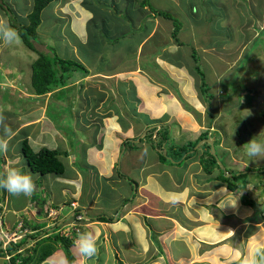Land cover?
I'll use <instances>...</instances> for the list:
<instances>
[{"label":"crops","instance_id":"1","mask_svg":"<svg viewBox=\"0 0 264 264\" xmlns=\"http://www.w3.org/2000/svg\"><path fill=\"white\" fill-rule=\"evenodd\" d=\"M93 1L102 9L96 5L86 6V0L79 4L74 3L79 8L78 19L81 22L75 24L76 28H74V20L69 23L77 41L75 42L77 44H74L77 46L76 59L84 67L87 66L85 60L87 55L84 54L82 57L78 51L86 46L90 47L97 60L103 59L97 61L103 64V70L96 72L88 70V75L81 74L80 77L73 79L70 85L69 81L64 89L57 88L43 96L31 91L38 97L34 99V103L38 104L35 105L38 113L30 115L29 125L19 129L18 135L16 129L9 126L11 124L9 120L15 119L16 116L13 113L14 109H11L10 105L6 108L2 105L1 113L6 118L5 124L12 128L15 135L10 138L11 140L9 139L8 151L0 153V166H2L0 172H4L8 167H15L31 175L36 185L35 192H39L41 196L35 199L22 195L11 198L12 195L6 197L5 194L3 203H0L6 210L4 215L6 226L9 230H14L23 223L25 228L37 234V231L42 229H38L36 223L48 220L47 211L60 209L69 213L65 219L61 211L55 221L58 223L69 219L71 203L72 205L77 203L87 219L82 231H94L97 243L104 249L110 247L112 242L123 259H136L134 264H149L150 261L154 262L153 259L164 260V257L169 259L168 264H182L189 258L201 259L205 253L210 258L219 240L223 239L222 242H227L231 238L222 237L223 232L219 231L220 221L224 220L222 217L224 205L230 202L231 196L226 192L217 193L223 189L222 185L217 186L215 184L219 183L217 180L213 183V180L208 179L209 176L198 158L191 161L192 157H189L175 164H166L149 144H139L137 141L140 135H144L145 129L160 124L170 128L174 142L178 139L194 141L193 138L185 137L192 134L191 127L195 126L192 122H186L192 119L193 98L184 94L180 96L178 91L174 93L177 87L183 93L188 87L193 86L191 82L188 83L189 74L181 72V79L174 82L178 86L175 87L171 83L173 86L171 89L172 86H169L165 79L156 80L147 73V77H140L136 72L134 73L136 67H124L127 66L128 61L139 59L136 58L137 55L153 38L161 41V49H164L163 42H168L164 36L170 30V26L173 29L172 22L152 13L147 6H142L144 0H139L135 8L128 10L129 0ZM233 1L236 4V1ZM152 4L165 8L164 3L159 0H152ZM254 4L255 1L252 0L251 5ZM85 6L86 9L83 8ZM143 11L144 13H141ZM232 11L231 7L229 14H232ZM115 14L117 19L114 18ZM159 19L164 20L165 25L161 26ZM150 24L151 28H149ZM163 27L169 29L165 31ZM101 34L102 36L108 34L111 38L116 36L114 39L110 38V51L104 48L109 43L101 42L104 39L99 38ZM138 34H140L139 38ZM129 44H132L131 47H128ZM210 47L216 46L209 45L203 51L212 56L213 49ZM126 55H129V59H125ZM120 69L121 72L113 74ZM19 75V78L23 77V74ZM29 80L31 86V76ZM97 81L100 83L98 84ZM76 86L89 94L88 100L92 99L94 103L90 104L86 101L87 105H85L82 102L80 106L83 108L73 112L71 106L74 103L69 102L71 108H66L68 114L62 120L59 118L60 115L53 113L58 120L56 123L48 115L51 106H47L48 112L45 113L43 110L46 101L51 104L48 96L56 94L54 97H57L63 93L69 95L68 91L65 93L66 89ZM162 91L165 93L161 94ZM201 94L204 97L207 95L203 92ZM33 107L26 112L32 111ZM62 107L64 106L57 107L58 112H63ZM43 115L47 116L44 117L46 126L42 125ZM157 115H168V122L156 120ZM177 115L181 117L177 118ZM20 116L18 114L16 120ZM139 116H148L146 117L149 118L148 122L144 124ZM121 119H127L126 121L130 123ZM40 122L42 131H34L33 128L40 126L37 125ZM69 125L73 127H68ZM25 134L28 135L29 140L33 138L34 141L30 142L34 145L35 152L42 148L57 152L63 164L62 171L47 174L31 171L24 162L22 146H19L22 145L21 139L26 137ZM0 136H3L2 128H0ZM71 143L75 144L74 147H71ZM129 143L132 144V148L128 147ZM66 144L69 145V150ZM200 154L202 155L203 151ZM7 157H10L14 163L10 165L6 161ZM185 160H187L186 169L180 164ZM217 174L216 171L215 175ZM165 176H167L166 183H164ZM188 177L189 181H187ZM95 179H98V182H95ZM102 187L105 189L102 190ZM33 202L38 204L36 209L41 210V217L38 216V212H34ZM217 223L220 224L216 225ZM104 242H106L105 246H103ZM172 243L182 244V248H177V244L173 246ZM186 246L189 250L188 254L184 253ZM160 247L164 250L162 251ZM60 252H63V249L57 250L52 257L60 255ZM52 257L45 263H50ZM1 262L6 264L0 256Z\"/></svg>","mask_w":264,"mask_h":264},{"label":"rangeland","instance_id":"2","mask_svg":"<svg viewBox=\"0 0 264 264\" xmlns=\"http://www.w3.org/2000/svg\"><path fill=\"white\" fill-rule=\"evenodd\" d=\"M82 1L83 0H52V2L47 5L41 15L42 24L39 25L36 31V42L38 43L36 47L40 51L43 50L48 52L49 50H47V47H51L52 50L48 53H55L66 61L75 60V57H77L75 56V51L77 53V46H74V44H77L75 43L77 41L75 36H73L68 29L67 23L71 22V19H73L74 28H76L77 25L75 24L81 22V20L78 19L80 11L75 4H79V2ZM86 1V6L96 5L101 8L93 0ZM159 1L164 3L165 8H159L161 6L157 7L156 5L158 2L153 7L174 17L173 22L175 23V27L180 29L181 35L178 38L179 41L172 35L170 26V30L166 33V36H164V38L168 40V42H163V46H165L164 49H161V41L153 38L148 41L147 45L144 46L143 50L137 55L136 58L139 59L128 61L127 66L124 67H136L134 73L136 72L137 76L147 77V73L156 80H160V78L165 79L169 86L173 84L175 87H177L178 84L176 83V85L174 82L181 79L180 73L187 72V74H189L188 83L191 82L193 86L188 87L189 89L187 88L184 92L182 91L183 93L180 92L178 87L174 90L175 94L176 91H178L180 96L184 94L193 98L191 111L192 119L186 122H192L195 126L193 127L191 124L192 134L185 136L186 139L193 138V140L196 141L200 138V135L206 131L216 133L214 138L219 140V143L216 144L217 153L221 158H219V161H222L225 166L230 171L235 172V174L245 170L248 176L244 187H242L243 184H240L238 191H230L224 183L222 184L223 189L217 192L218 194L226 192L231 196L230 202L224 205L225 210L222 216L224 220L220 221L221 226L219 228V231L223 232L222 237L231 238L227 242H222L223 239L219 240L217 242L218 246L213 249L210 258H208L209 256L205 253L201 259L189 258L182 264H241L243 258L249 254L252 248L257 246L258 242L264 244V172H259L264 169V160L248 157L246 149L244 148V145L254 138L258 142H264V31H261L264 29V0H254L255 7L251 5L252 0H235L236 4L233 0H223L224 3L222 0ZM34 2L35 0H0V17L5 18L16 30L18 28L17 31L19 33V30H22L20 28L28 24L26 21H28V16L33 11ZM137 3H139V0H129V2H127V10L128 8H135ZM248 3L249 7L246 10L245 6ZM1 5L4 8H2ZM123 5H125V3H123ZM227 5L228 7H226ZM86 6L83 8L86 9ZM231 7L236 17L235 20L233 18L234 15L229 14ZM145 10L149 12L148 9L145 8ZM144 11L141 13H144ZM236 12L237 14H235ZM248 13L250 16L242 23L244 18L242 19L241 17ZM227 14H229V17L226 16ZM114 18H118L117 14H115ZM159 20L161 26L162 24L165 25V19L162 21L161 19ZM173 22L172 27L174 26ZM167 24H169V21ZM163 29L167 31L169 28L163 27ZM118 35L119 33L117 36ZM139 37L140 34H138V38ZM99 38H104L101 42L109 43L107 47L104 48L110 51L109 46H111V37L108 34L104 36L101 34ZM131 45L132 44H129L128 47H131ZM209 45L216 46L213 48L210 47L213 49L211 52L212 56L204 53V48ZM194 51L199 58H197V60L198 63H200L198 64L200 65V71H202L203 75L206 77L209 94H212L214 97L212 105L202 96L199 90L200 78L193 73L194 67L196 66L195 59L192 58ZM78 54L82 57H84V54L87 55L85 59L87 63L85 68L87 70L93 72L103 70V64L97 62L103 59L97 60L90 47H84L83 50L78 51ZM37 56L38 54L32 52L25 46L21 39L16 45H6L0 42V113L2 112V105L5 106V108L8 107L7 105H10L11 109L15 110H13V113L16 114L15 119L9 120V122H11L9 126L16 129L17 135L20 133L18 131L19 129L29 125L30 115L38 113V109L36 110L38 104L36 105V103H34V99H38V97L31 93L33 89L30 86L29 80L32 73L31 67L37 59ZM133 56V58H135V55ZM164 57H167L165 59L170 60L175 66L170 64L167 60H164ZM104 58H106V56ZM125 59H129V55H126ZM223 61L227 63H223ZM82 72V70H78L74 73L71 80H69V85L73 79L80 77ZM118 72H121V69L113 72V74ZM19 74H23V77L19 78ZM197 75L200 74L197 72ZM217 78H220V80L216 81ZM164 83L167 84L166 82ZM93 84L95 85L94 82ZM76 87L66 89L65 93L68 91L69 95L63 93L57 97H54L56 94L54 96H48L51 100V104L46 101V106L43 107V110L46 113V111L48 112L47 106H51L48 112L50 119L55 120L57 123L58 120L53 114L54 112L58 116L60 115L59 118L62 120L68 114L66 108L72 107L71 111L76 112L78 108H83L80 106L82 102L85 105H87L86 101L90 104L94 103L92 99L88 100L87 95L89 94L79 90V86ZM171 89H173V86ZM163 93L165 92L162 91L161 94ZM69 102H73L74 105L70 107ZM198 103L200 105H198ZM40 105H42L41 102ZM61 105L64 106L61 108L63 112H58L57 107ZM32 106H34L32 111L26 112V110L30 109ZM206 109H208L207 112H205ZM209 111L213 112V119L210 118L208 114ZM18 114L21 116L16 120ZM45 115H43V124L40 122L37 125L42 124L46 126L44 117L47 116ZM146 117L148 116H139V119L145 124L149 119ZM167 117L168 115L158 116L156 120L168 122ZM179 117L181 116L177 115V118ZM26 120H28L26 122L28 124L25 123ZM126 120L123 121L130 123ZM68 127H73V125H69ZM160 127H162V130L166 128V126L162 125H160ZM116 129L118 128L116 127ZM33 130L37 132L42 131L41 125L33 128ZM149 131L151 132L152 130L149 129ZM30 137L32 136L30 135ZM65 139L67 140L66 137ZM205 140L208 141L207 139ZM29 141L34 140L32 138ZM204 141H201L198 146H195L196 153L194 152L191 155V161L198 158L201 162L203 154L199 155V153L205 149L202 145ZM176 142L180 145L188 143V141H183V139H178ZM74 145V143H71V147H74ZM19 146H21V144ZM19 146L17 147L19 148ZM66 148L69 150L70 147L68 144H66ZM19 149L21 150V148ZM6 161L10 165L14 163L10 157H7ZM186 161L187 160L181 162L182 167L185 169L187 166ZM1 167L2 166H0V170ZM218 172L221 173L220 170H218ZM226 176L229 177V174ZM175 177L177 176L175 175ZM166 179L167 176L164 177V183L167 182ZM187 181H189V177ZM95 182H98V179H95ZM212 182L215 183L216 181L214 182L213 180ZM215 184L221 186L217 182ZM104 189L105 188L102 187V190ZM5 194L6 197L9 195L5 190L0 189L1 203H3ZM36 197H41L39 192H34L31 198L35 199ZM243 197L245 198L243 199ZM11 198H13V196ZM248 200L253 203H248ZM232 205H235V207ZM32 207L35 208L34 212H38V216L41 217V210L36 209L38 204H34L33 202ZM68 214L66 210L62 211V216L66 217ZM47 216L49 217L48 220H41L36 223L38 224L37 226H41L42 229L37 231L36 236H43L48 232L53 233L58 230V228L46 230V226L50 227L56 224V222L53 221V219L57 217L56 211L51 209ZM218 224L220 223L216 225ZM221 227L223 230H221ZM252 235L253 239L250 241L249 237ZM44 241L45 240H43V243ZM34 243L35 241H28L26 244V247H29L28 250L30 254H32L36 246ZM105 244L106 242H104L103 246H105ZM175 244L177 243H172L173 246ZM179 247L182 248V244H177V248ZM160 248L162 251L164 250L163 247ZM98 249V255L92 261L88 262V264L136 263V259H123L121 254H119L120 252L114 248L112 242L110 247L106 249L98 244ZM184 250V253L188 254L189 250L187 246ZM70 251L73 256L72 263L69 262V258L63 250V252H60V255H54L50 263L44 264H62L65 259L68 261V264H79L80 257L76 249L72 246ZM204 260L207 262H200ZM153 261L154 262L150 261L149 264H168L169 259L164 257V260L162 258H157L153 259ZM165 261H167V263Z\"/></svg>","mask_w":264,"mask_h":264},{"label":"trees","instance_id":"3","mask_svg":"<svg viewBox=\"0 0 264 264\" xmlns=\"http://www.w3.org/2000/svg\"><path fill=\"white\" fill-rule=\"evenodd\" d=\"M51 2L52 0H35L33 11L28 16V21H26L28 22V24L20 28L22 30H19V35L25 46H27L32 52H36L38 54L37 59L32 65L31 75V87L34 93L38 96L46 95L47 93L57 88L64 89L67 86L69 80H71V78L73 77V74L76 73L78 70H82L83 72L81 74L84 76L88 75L89 73L88 70L76 59V57L74 61H66L61 57L57 56V54L55 53H48L50 52V50H52L51 47H47V50H49L48 52H45L43 50L40 51L36 47V44H38L36 42V31L39 25L42 24L41 15L47 5H49ZM142 6H147L152 13L161 16L165 20H169L171 22L174 21V17L172 15L166 14L161 10H157V8H154V5L152 4L151 0H144ZM248 7L249 3L245 6L246 10L248 9ZM2 8L4 7L2 6ZM232 15H234L233 12ZM226 16L229 17V14H227ZM249 16L250 15L248 13L247 15L241 17L242 19L244 18L242 23H244V20H246ZM55 17L59 19L57 16ZM233 18L234 20L236 19L235 15L233 16ZM145 19L146 18H144V20ZM72 20L73 19H71V22ZM173 25L174 26L172 29V35L175 37L176 40H178L181 35L180 29L175 27L174 22ZM67 27L71 31V23H67ZM149 28H151V24ZM261 31H264V29H262ZM144 35L147 34L144 33ZM192 58L195 59L196 66L194 67V70H191H193V73L200 78V90L201 92L207 94L205 95L204 99H207L209 101V104L212 105V100L214 97L212 94H208L209 88L206 84V77L203 75L202 71H200V65H198L200 63H198V56L195 51L193 52ZM197 72L200 75H197ZM208 114L210 118L213 119V112L210 111ZM160 125L166 126L165 124ZM160 125L155 126L153 128L150 127L148 129H145L144 135H140L137 141L139 144H149L153 148L155 153L159 155V158L162 162H165L166 164H175L176 162L181 161V159L191 157L194 152L196 153L195 146H198L201 141L207 139L208 141L205 140L202 144L205 149H203L201 164L203 166L204 171L207 173V175H209V180H217L220 185L225 183L228 189L232 192L238 191L240 188V184H243L242 187H244V184L248 177L245 173V170L237 172V174H235V172L230 171L222 161H219L220 157L216 149V144L219 143V140H217V138H214V135L216 133L206 131L200 135V138L198 140L188 142L185 145H180L174 142L171 136L170 128L166 126L165 130H162V127H160ZM149 129L152 131L150 132ZM22 134L24 135V132ZM22 140L23 142L21 146L22 152L24 154V162L28 167H30L31 171L42 174L62 171L63 164L60 161L57 152L47 148H42L40 151L35 152L33 150L34 145H32V142L29 141L28 135ZM134 142L136 141L134 140ZM128 147L132 148V144L129 143ZM218 170H220L221 173H219ZM216 171L218 172L217 175H215ZM259 172H264V169ZM227 174H231L232 177H227ZM244 198L245 197H243V199ZM248 203L253 202L248 200ZM77 211H80V208H78ZM102 220H107V218H102ZM37 228L40 229L41 226H37ZM35 237L38 238V236ZM44 240V243L43 241H38L39 244L36 248L33 249L32 254H30V251L28 249H25L23 252L12 257L11 264H43L50 257H52L53 254L59 249H63L66 252L69 258V262L72 263L73 256L72 252L70 251V248L73 245V240L60 237L59 235H56L51 239L50 237H48ZM26 242L27 238L21 243H19L18 246L11 244L8 248V252L11 254L17 252L18 247L26 246ZM2 253L3 250L0 249V254ZM18 259L20 260L19 263L17 262Z\"/></svg>","mask_w":264,"mask_h":264},{"label":"clouds","instance_id":"4","mask_svg":"<svg viewBox=\"0 0 264 264\" xmlns=\"http://www.w3.org/2000/svg\"><path fill=\"white\" fill-rule=\"evenodd\" d=\"M20 39L21 38L18 31L13 28L5 18L0 17V42H3L6 45H16L20 42ZM5 119V116L0 113V128L3 130V136H0V153H6L8 151L9 139L15 135L12 128L5 124ZM244 148L246 149V154L248 157L260 158L261 160H264V142H258L254 138L250 142L246 143ZM230 175L231 174H229V177H232V175ZM0 189L5 190L12 196L18 197L22 195L24 197L31 198L36 191V185L31 175L22 172L19 168L8 167L4 172L0 173ZM235 205L232 206L235 207ZM78 208L80 207L77 206L76 209H73V205L71 203V213L69 219L60 221L54 225H51L50 227L46 226V230H54L52 228H58V230L54 231L53 233L48 232L43 236L41 235L36 238V233H34V231L32 233L29 229L25 228L23 223H20L16 229L9 230L6 226L4 218L6 210L0 203V210L4 221V230L10 235L16 233L20 236V239H18L16 242L12 241L8 246L5 247V239L0 235V249L3 250V253L0 254V256L4 259L6 264H11L12 257L29 248L26 246L18 247L17 252L11 254L8 252V248L11 244L18 246L19 243L27 238V242L35 241L34 244H36V246L34 248H36L39 244L38 241H43L48 237L51 239L54 236L59 235L60 237L73 240V247L76 249L80 257L79 264H88V262L92 261L98 255L99 249L97 237L94 231H82L84 223L87 221V219L85 213H83L81 210L77 211ZM61 211L62 210L60 209L56 210V216H58ZM48 213L49 211L46 213L47 219H49L47 216ZM79 214L85 215L84 219L80 222L79 232H77L75 228L71 226V224L75 222V218ZM57 219L58 217L53 219V221H57ZM65 219H67V217H65ZM20 225L21 228H19ZM76 235L77 237H75ZM253 235L249 237L250 241L253 239ZM17 262L19 263L20 260L18 259ZM62 264H68V261L65 259ZM241 264H264V244H260L258 242L257 246L252 248L249 254L243 258Z\"/></svg>","mask_w":264,"mask_h":264},{"label":"built area","instance_id":"5","mask_svg":"<svg viewBox=\"0 0 264 264\" xmlns=\"http://www.w3.org/2000/svg\"><path fill=\"white\" fill-rule=\"evenodd\" d=\"M77 203H74L73 204V209H76L77 208ZM84 219V215L83 214H79L76 216L75 218V222L73 224H71V226L73 228H75V230L77 232H79V227H80V222ZM3 224H4V221H3V216H2V213H1V210H0V233H1V236L5 239V242H4V246H8L10 242H16L18 239H20V236L16 233H13V234H9L8 232H6L3 228ZM19 228H21V225L19 226ZM26 232V231H25ZM3 234V235H2Z\"/></svg>","mask_w":264,"mask_h":264},{"label":"water","instance_id":"6","mask_svg":"<svg viewBox=\"0 0 264 264\" xmlns=\"http://www.w3.org/2000/svg\"><path fill=\"white\" fill-rule=\"evenodd\" d=\"M231 176V175H230Z\"/></svg>","mask_w":264,"mask_h":264}]
</instances>
